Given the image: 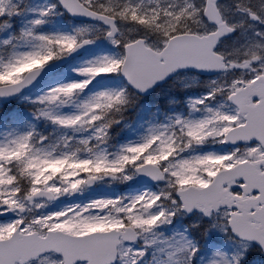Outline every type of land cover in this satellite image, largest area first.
Instances as JSON below:
<instances>
[{
  "label": "snow or ice",
  "instance_id": "obj_1",
  "mask_svg": "<svg viewBox=\"0 0 264 264\" xmlns=\"http://www.w3.org/2000/svg\"><path fill=\"white\" fill-rule=\"evenodd\" d=\"M0 98V264L264 253V0H0Z\"/></svg>",
  "mask_w": 264,
  "mask_h": 264
},
{
  "label": "rangeland",
  "instance_id": "obj_2",
  "mask_svg": "<svg viewBox=\"0 0 264 264\" xmlns=\"http://www.w3.org/2000/svg\"><path fill=\"white\" fill-rule=\"evenodd\" d=\"M28 2L29 3H42L43 0H28ZM228 2H229V0H225V3H228ZM179 88H180V85H179ZM186 91H189L191 94H194L195 93L194 91H196V89H194V88L193 89H185L184 92H186ZM187 95H190V94H187ZM182 107H186V105H184V103H183ZM218 239L220 240L221 243H225V244L227 243L226 241H224V238L222 235H220L218 237ZM204 253L205 254L207 253V249H204ZM256 257H257V255L254 253L253 256L250 258V261L255 260L256 262H258V259H255ZM261 264H264V259H263V261L261 260Z\"/></svg>",
  "mask_w": 264,
  "mask_h": 264
},
{
  "label": "trees",
  "instance_id": "obj_3",
  "mask_svg": "<svg viewBox=\"0 0 264 264\" xmlns=\"http://www.w3.org/2000/svg\"><path fill=\"white\" fill-rule=\"evenodd\" d=\"M260 255V254H259ZM249 256V257H248ZM247 257V259H246V261L248 262L247 264H256V261L255 260H253V261H250V258H251V254H249ZM256 259V258H255ZM250 261V262H249ZM244 263V262H243Z\"/></svg>",
  "mask_w": 264,
  "mask_h": 264
}]
</instances>
